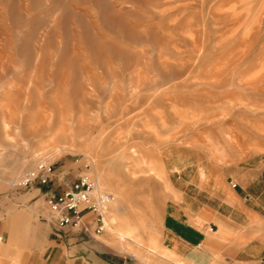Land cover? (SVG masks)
<instances>
[{"label":"rangeland","instance_id":"1","mask_svg":"<svg viewBox=\"0 0 264 264\" xmlns=\"http://www.w3.org/2000/svg\"><path fill=\"white\" fill-rule=\"evenodd\" d=\"M40 160L114 197L96 238L126 264L194 176L264 194V0H0V204Z\"/></svg>","mask_w":264,"mask_h":264},{"label":"crops","instance_id":"2","mask_svg":"<svg viewBox=\"0 0 264 264\" xmlns=\"http://www.w3.org/2000/svg\"><path fill=\"white\" fill-rule=\"evenodd\" d=\"M215 182L199 183L194 176L189 184L195 192H180L178 199L165 201L157 239L159 255L152 250L155 256L148 258L152 264L263 262L264 194L248 192L247 180L238 179L237 190L236 185L230 189L222 178ZM18 196L11 200L6 196L0 204V241L3 238L9 244L11 234L19 233L17 248L27 250V264H113L125 260L118 245L106 248L108 239L54 228L47 221L41 190L31 189ZM85 218L91 232L93 216ZM133 264L148 263L137 260Z\"/></svg>","mask_w":264,"mask_h":264},{"label":"built area","instance_id":"3","mask_svg":"<svg viewBox=\"0 0 264 264\" xmlns=\"http://www.w3.org/2000/svg\"><path fill=\"white\" fill-rule=\"evenodd\" d=\"M33 187H38L43 193L47 221L57 230L70 229L93 236H99L106 230L105 215L114 204V197L101 191L95 180L54 170L51 164L40 160L11 184L15 190H31ZM231 187L235 188V184ZM88 214L93 216L91 232L85 218Z\"/></svg>","mask_w":264,"mask_h":264},{"label":"bare ground","instance_id":"4","mask_svg":"<svg viewBox=\"0 0 264 264\" xmlns=\"http://www.w3.org/2000/svg\"><path fill=\"white\" fill-rule=\"evenodd\" d=\"M114 207V206H113ZM113 213H115V212H113ZM117 215V214H116ZM115 218V217H114ZM125 230V229H124ZM127 231V230H126ZM129 233H123V235H128ZM120 235V234H119Z\"/></svg>","mask_w":264,"mask_h":264}]
</instances>
